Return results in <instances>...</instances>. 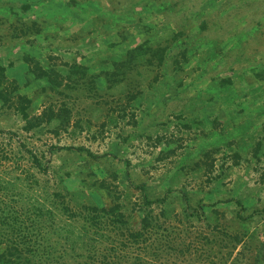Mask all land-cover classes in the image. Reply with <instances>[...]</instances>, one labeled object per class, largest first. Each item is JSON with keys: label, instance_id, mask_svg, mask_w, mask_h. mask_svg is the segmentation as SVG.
I'll return each instance as SVG.
<instances>
[{"label": "rangeland", "instance_id": "1", "mask_svg": "<svg viewBox=\"0 0 264 264\" xmlns=\"http://www.w3.org/2000/svg\"><path fill=\"white\" fill-rule=\"evenodd\" d=\"M0 67L8 264H264V0H0Z\"/></svg>", "mask_w": 264, "mask_h": 264}, {"label": "trees", "instance_id": "2", "mask_svg": "<svg viewBox=\"0 0 264 264\" xmlns=\"http://www.w3.org/2000/svg\"><path fill=\"white\" fill-rule=\"evenodd\" d=\"M4 69L3 68H1L0 67V76L2 77V78H5V76H4ZM0 98L2 99V93L0 92ZM21 115H22V117L24 118V120L27 122V126L25 127V130H29V129H31L33 126H34V124H32L31 123V119L29 120V118H28V116H27V113H26V110H22L21 111ZM34 161L37 163V159L36 158H34ZM146 201V203L148 204V205H153V204H158V203H163L164 202V200L163 199H161V200H157V201H153V202H150V201H148V200H145ZM237 205L239 204V203H236ZM89 215L91 214V216H96L97 214H99V213H104V214H108V215H110V214H115V210L116 209H114V208H111V209H106V207H101V208H99V207H97V206H85L84 208H83ZM1 211V215H5V213L6 212H4L5 210L4 209H1L0 210ZM3 213V214H2ZM120 216H121V214H120ZM6 217V216H5ZM242 219V218H241ZM16 222H14L13 223V226H12V230H13V228H16ZM6 256V254H1L0 255V264H8L5 260H4V257Z\"/></svg>", "mask_w": 264, "mask_h": 264}]
</instances>
